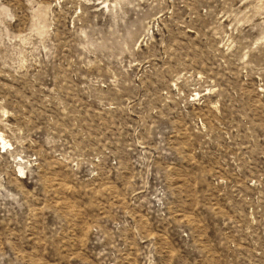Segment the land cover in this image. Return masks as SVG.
I'll return each instance as SVG.
<instances>
[{
  "label": "rangeland",
  "instance_id": "obj_1",
  "mask_svg": "<svg viewBox=\"0 0 264 264\" xmlns=\"http://www.w3.org/2000/svg\"><path fill=\"white\" fill-rule=\"evenodd\" d=\"M0 264H264V0H0Z\"/></svg>",
  "mask_w": 264,
  "mask_h": 264
},
{
  "label": "bare ground",
  "instance_id": "obj_2",
  "mask_svg": "<svg viewBox=\"0 0 264 264\" xmlns=\"http://www.w3.org/2000/svg\"><path fill=\"white\" fill-rule=\"evenodd\" d=\"M0 139H1L3 142H5V139H4V137H3V136H1V135H0Z\"/></svg>",
  "mask_w": 264,
  "mask_h": 264
}]
</instances>
